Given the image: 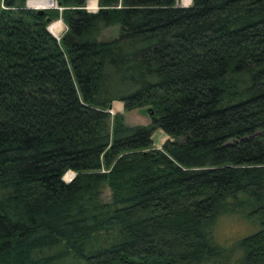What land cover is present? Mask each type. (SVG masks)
I'll return each mask as SVG.
<instances>
[{
    "label": "trees",
    "instance_id": "trees-1",
    "mask_svg": "<svg viewBox=\"0 0 264 264\" xmlns=\"http://www.w3.org/2000/svg\"><path fill=\"white\" fill-rule=\"evenodd\" d=\"M26 1L0 0V264H264V0ZM227 214L258 229L218 244Z\"/></svg>",
    "mask_w": 264,
    "mask_h": 264
},
{
    "label": "rangeland",
    "instance_id": "rangeland-1",
    "mask_svg": "<svg viewBox=\"0 0 264 264\" xmlns=\"http://www.w3.org/2000/svg\"><path fill=\"white\" fill-rule=\"evenodd\" d=\"M95 5H90V0H86L85 8L90 12H95L98 9V0H95ZM192 1V0H191ZM191 1L189 4L185 5L184 1L181 0V4L188 6L191 4ZM25 2V6L27 8L35 9L33 7H30ZM54 2V5L50 8L46 9H58L59 11L62 9L57 2ZM45 9V10H46ZM61 21V29L60 31L55 34L51 29H49L50 33L53 34L57 39H59L62 34L66 31L67 26L62 21V19L58 18L55 20H50L48 26L56 21ZM118 35V25H109L106 28H104L98 35L99 40H110L115 38ZM111 116H113L115 113H122L124 116V122L127 125H150L151 124V111L147 107H140L135 108L130 111H124L123 110V104L120 101H114L112 103V107L108 109ZM171 140L172 137H170L168 134L162 131V129L157 128L154 130L152 134V140H153V146L156 148H161L162 144L166 140ZM102 171H105V169H102ZM67 174V176H66ZM75 175V172L72 170H68L63 175V180L65 182H69L73 176ZM100 201L101 202H111L112 201V192L108 185H104L100 194ZM258 229V226L256 223H250L247 220L243 219L239 215H221L217 218L213 228H212V235L213 239L216 243L222 244L225 246H229L232 243L236 242L240 238L249 235L253 232H255ZM238 252H236L237 256Z\"/></svg>",
    "mask_w": 264,
    "mask_h": 264
},
{
    "label": "bare ground",
    "instance_id": "bare-ground-1",
    "mask_svg": "<svg viewBox=\"0 0 264 264\" xmlns=\"http://www.w3.org/2000/svg\"><path fill=\"white\" fill-rule=\"evenodd\" d=\"M185 5L189 4L191 0H183ZM95 0H90V5H95ZM28 5L33 8H50L54 5L53 1L50 0H29ZM49 29H51L55 34H57L61 29V21H56L49 25ZM67 176V174H66Z\"/></svg>",
    "mask_w": 264,
    "mask_h": 264
},
{
    "label": "water",
    "instance_id": "water-1",
    "mask_svg": "<svg viewBox=\"0 0 264 264\" xmlns=\"http://www.w3.org/2000/svg\"><path fill=\"white\" fill-rule=\"evenodd\" d=\"M27 1H29V0H27ZM27 1H26V3H27ZM50 1H53V0H50ZM58 4L60 5V3H58ZM175 4H176V6H183V7H185V5H182L181 4V0H175ZM36 10H37V13L38 14H44L45 8H36ZM46 21L47 22H50V18L47 17L46 18ZM47 29L49 30V26H47ZM111 107H112V104L109 106V108H111Z\"/></svg>",
    "mask_w": 264,
    "mask_h": 264
}]
</instances>
